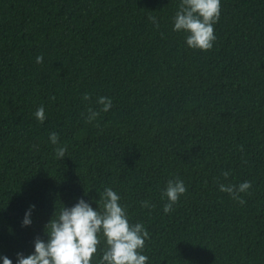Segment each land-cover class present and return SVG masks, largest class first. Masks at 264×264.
I'll list each match as a JSON object with an SVG mask.
<instances>
[{
  "label": "trees",
  "instance_id": "trees-1",
  "mask_svg": "<svg viewBox=\"0 0 264 264\" xmlns=\"http://www.w3.org/2000/svg\"><path fill=\"white\" fill-rule=\"evenodd\" d=\"M179 4L0 0V257L33 254L63 206L98 210L111 187L150 233L148 264H264V0H221L208 52L173 31ZM100 96L113 107L86 123ZM175 177L188 191L165 214ZM246 180L244 205L219 191Z\"/></svg>",
  "mask_w": 264,
  "mask_h": 264
},
{
  "label": "clouds",
  "instance_id": "clouds-1",
  "mask_svg": "<svg viewBox=\"0 0 264 264\" xmlns=\"http://www.w3.org/2000/svg\"><path fill=\"white\" fill-rule=\"evenodd\" d=\"M221 0H180L178 11L173 17V31L185 32L186 44L193 50L208 52L213 49L217 40L215 25L220 20ZM149 20L159 29L155 16ZM37 63L43 62V56L36 57ZM51 99H55L52 97ZM83 100L90 101L91 95L85 93ZM96 103L99 110L87 109L86 123H93L100 117L101 112L107 113L113 107L110 97L100 96ZM36 119L43 123L46 120L45 108L41 105L35 112ZM97 128L100 124H95ZM51 144L55 145V156L63 159L67 152V145L59 143V136L53 132L49 134ZM35 147V146H34ZM243 151V146H240ZM227 180L230 171L221 173ZM252 181L235 183H218L220 192L240 205H244L245 195H251ZM188 189L184 181L178 177L169 179L166 188L161 192V199L166 198L163 212L169 214L175 210L181 196L186 195ZM87 194V193H85ZM121 197L111 188H104L97 201L98 210H94L84 199L71 207H62L58 218L52 219L45 226L48 240L39 238L34 243V253L25 257L17 254L16 264H93L98 252L102 253L98 264H148V256L142 254L150 233L142 223H131L127 214V206L120 204ZM141 207L151 212L155 205L150 201H141ZM35 206H30L25 213L23 226H30L31 212ZM104 248L100 249L101 243ZM3 264H13L8 257H0Z\"/></svg>",
  "mask_w": 264,
  "mask_h": 264
}]
</instances>
